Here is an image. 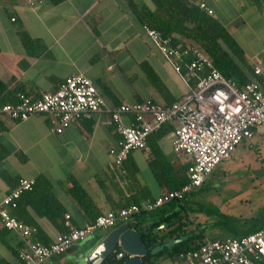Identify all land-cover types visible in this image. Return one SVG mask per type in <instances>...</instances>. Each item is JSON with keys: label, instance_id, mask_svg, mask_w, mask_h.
<instances>
[{"label": "crops", "instance_id": "obj_1", "mask_svg": "<svg viewBox=\"0 0 264 264\" xmlns=\"http://www.w3.org/2000/svg\"><path fill=\"white\" fill-rule=\"evenodd\" d=\"M132 1L137 7L154 9L151 0ZM196 2H204L213 11L212 17L243 50L251 70L254 65L264 69V0ZM21 29L36 42L23 43ZM74 74L88 77L111 109L123 102L142 100L169 105L188 90L145 34L127 0H49L33 7L25 0H0V81L5 87L4 95L11 101L17 99L18 93L38 97L54 91ZM248 75L250 80L255 78L253 73ZM0 122L4 126L0 144L8 150L0 162V202L18 179L42 175L75 227L85 226L91 218L69 194L71 179L84 189L90 212L104 214L119 209L133 197H158L168 190L163 181L173 178L154 176L149 165L150 150L132 151L124 173L118 174L111 167L109 155V149L117 147L118 135L106 113H94L60 134L52 129V118L44 114L23 121L0 116ZM124 122L128 124V118ZM173 131L174 125L162 128L154 142L176 171L186 162L173 151ZM263 136L264 131L257 130L253 138L261 140ZM18 153L26 160L21 161ZM126 172L127 177L120 180ZM3 173L10 176L8 180ZM26 209L48 242H53L59 231L47 218L29 206ZM129 223L135 224L133 220ZM107 232L97 231L44 264H89V254ZM6 240L18 253L17 235L10 231ZM17 253L0 240V264H22ZM151 264L178 263L159 256Z\"/></svg>", "mask_w": 264, "mask_h": 264}, {"label": "built area", "instance_id": "obj_2", "mask_svg": "<svg viewBox=\"0 0 264 264\" xmlns=\"http://www.w3.org/2000/svg\"><path fill=\"white\" fill-rule=\"evenodd\" d=\"M25 1L33 7L49 0ZM195 5L213 16V11L204 2H195ZM142 29L187 84L188 90L179 100L169 105L151 100L123 102L111 109L88 77L74 74L66 77L54 91L43 92L38 97L18 93L17 103L0 106V116L23 121L32 115H48L52 118L53 131L60 134L94 113H106L118 135L117 147L109 149L111 167L117 170L132 151H149L150 135L174 125L172 148L184 157L189 182L154 199L108 211L83 227L72 225L70 216L65 214L67 230L59 233L53 242L42 244L35 238V228L11 214L22 193L31 190L35 183L33 178H20L0 202V225L17 235L21 243L18 258L22 264H44L78 242L93 237L97 231H109L128 224L141 211L152 212L172 200H181L201 187L238 145L250 141L257 130L264 131L263 68L254 65L255 78L240 86L233 79L225 78L200 48L173 45L170 38L163 37L157 30L146 25H142ZM190 78L195 81L193 87ZM124 118H128V124ZM123 257L119 250L115 259ZM132 257L128 255L127 260ZM263 258L264 227L241 237L205 240L197 248L180 253L176 261L178 264H256Z\"/></svg>", "mask_w": 264, "mask_h": 264}, {"label": "trees", "instance_id": "obj_3", "mask_svg": "<svg viewBox=\"0 0 264 264\" xmlns=\"http://www.w3.org/2000/svg\"><path fill=\"white\" fill-rule=\"evenodd\" d=\"M151 1L154 4V9L152 10L146 6L137 7L132 0H127L128 5L142 25L157 30L163 37L170 38L173 45H193L200 48L211 59L213 65L225 78L233 79L238 85L242 86L250 81L248 73L250 72L252 74V70L244 56L243 50L219 21L207 15L195 5L196 0ZM19 35L25 44L36 42L23 29L19 31ZM194 82L195 81L190 78L189 83L192 87L194 86ZM4 92V84L0 81V106L18 102V98L15 101H11L4 95ZM3 129L4 126L0 122V131ZM160 133H162V129L150 135L148 138L147 143L152 156L149 165L155 177H173L163 181L167 186V191L180 189L189 182L186 176L187 165L180 164L176 171L172 169L160 148L154 142V136L158 137ZM7 154L8 150L0 144V162ZM18 155L21 161L26 160L24 155L20 153H18ZM126 160L123 162L120 169L117 170L114 168L120 175L125 171ZM3 177L8 180L10 176L3 173ZM125 177H127V172L124 177L121 176L119 179L123 181ZM34 180L35 183L31 190L22 193L18 200L17 207L11 210V214L18 221L35 228V238L42 244H48L49 242L43 235V231L27 212V206L32 208L37 215L47 218L59 233H63L67 230L64 226L65 213L61 204L52 194L49 181L42 175H39ZM69 194L76 200L85 213L89 214L91 221L101 215V213L94 214L90 212L87 208V202L89 203L90 201L84 189L72 179L71 187H69ZM187 196L188 195L181 200H172L152 212L141 211L134 217L133 221L136 224L135 229L140 233L146 248V254L142 257L143 264H151L159 256H168L177 260L180 253L195 249L206 240L203 231L200 230L198 225H196L194 229H189V226L192 225L193 222L188 215L185 204ZM141 200L142 199L133 197L121 207L128 206L131 203L139 204ZM162 223H167V226L154 232L153 229ZM263 226L264 224H261L251 231L229 237H241L253 233ZM196 231H198V234L189 237L187 240L177 243L170 248L165 247L155 255L151 254V250L154 247L162 245L169 240L178 239L184 235L195 234ZM9 232V230L0 227V240L5 243L11 251L17 253L13 245L9 244L8 240H6V234ZM18 245H21L20 241ZM118 251L119 249L116 248L115 252H113L102 264H124L127 258L115 259ZM256 264H264V258Z\"/></svg>", "mask_w": 264, "mask_h": 264}, {"label": "rangeland", "instance_id": "obj_4", "mask_svg": "<svg viewBox=\"0 0 264 264\" xmlns=\"http://www.w3.org/2000/svg\"><path fill=\"white\" fill-rule=\"evenodd\" d=\"M210 177L187 196L193 222L189 229L198 225L206 240H214L243 234L264 222V138L238 145Z\"/></svg>", "mask_w": 264, "mask_h": 264}, {"label": "water", "instance_id": "obj_5", "mask_svg": "<svg viewBox=\"0 0 264 264\" xmlns=\"http://www.w3.org/2000/svg\"><path fill=\"white\" fill-rule=\"evenodd\" d=\"M136 224L128 223L121 224L115 228L109 230L106 236L98 243V245L91 251L88 256L89 264H102L115 250L118 248L124 254L123 258H127L128 255L133 257L127 260L124 264H143L142 257L146 254V248L141 238L140 233L135 229ZM167 226V223H162L153 231L163 229ZM198 234L184 235L178 239H172L168 242L158 245L151 250V254L155 255L162 251L165 247L170 248L173 245L187 240L189 237Z\"/></svg>", "mask_w": 264, "mask_h": 264}, {"label": "bare ground", "instance_id": "obj_6", "mask_svg": "<svg viewBox=\"0 0 264 264\" xmlns=\"http://www.w3.org/2000/svg\"><path fill=\"white\" fill-rule=\"evenodd\" d=\"M136 151V150H135Z\"/></svg>", "mask_w": 264, "mask_h": 264}]
</instances>
